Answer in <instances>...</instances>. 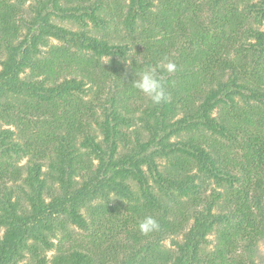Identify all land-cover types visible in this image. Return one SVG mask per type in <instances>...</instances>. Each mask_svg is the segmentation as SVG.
I'll return each mask as SVG.
<instances>
[{
    "label": "trees",
    "instance_id": "obj_1",
    "mask_svg": "<svg viewBox=\"0 0 264 264\" xmlns=\"http://www.w3.org/2000/svg\"><path fill=\"white\" fill-rule=\"evenodd\" d=\"M28 1L0 0V119L28 137L21 144L0 130V264H260L264 0H37L26 10ZM117 24L128 38L108 33ZM138 44L143 64L131 56ZM165 56L177 66L160 73L167 102L132 109L141 93L132 87L135 74ZM136 120L147 138L136 130L122 154L123 128ZM211 180L228 183L232 194L204 198ZM124 200L126 214L117 203ZM146 216L160 224L149 235L138 229ZM179 216L193 220L190 229ZM215 231L221 241L208 251ZM180 235L172 247L163 244Z\"/></svg>",
    "mask_w": 264,
    "mask_h": 264
},
{
    "label": "rangeland",
    "instance_id": "obj_2",
    "mask_svg": "<svg viewBox=\"0 0 264 264\" xmlns=\"http://www.w3.org/2000/svg\"><path fill=\"white\" fill-rule=\"evenodd\" d=\"M37 2V0H29L27 2V4L25 5V8L26 10H28L29 7L33 6L35 3ZM55 23L58 24V25H61V26H64L65 28H68L70 30H73V31H79V30H82V27L77 24L75 21H63L62 19H55ZM89 28L92 30V31H95V26L93 25L92 22L89 21ZM141 26H139V29L141 30ZM264 29V27H263ZM108 33H110V35H119L121 37H125V38H128V32L127 30H125V28L123 26H120V25H113L112 28L108 31ZM109 35V34H107ZM136 43V42H135ZM63 43H60L56 40H51V45H58V46H61ZM143 50L144 47L142 44H138V48L135 49L132 53H131V56H133V58H136L137 61L141 64L144 63V59H143V56H139L137 55V52H139V50ZM45 51H47L48 49L45 48L44 49ZM104 62H107V60H104ZM128 70L131 72L132 71V61L130 60L127 64H126ZM95 77H98L100 78V75L99 73L98 74H95ZM91 94L88 96V98L86 97V100H93L94 99V91L92 90L90 92ZM147 98V99H146ZM149 98L147 96H145L144 94L140 93L138 94L135 98L131 99L130 100V106L132 107V109L136 110L139 108V110L142 108V105L145 106V104H147ZM140 114L141 112H137L136 114V118L140 117ZM100 115V114H99ZM101 116V115H100ZM179 117H177V119H179ZM5 129H9L11 131H13L15 133V139L16 141L20 142L21 144H25V142L28 140V137H24L23 134L21 133V129L15 127V126H11V125H8L6 124L3 120L0 119V130H5ZM94 129L97 131L96 135H97V138L98 140H102L104 137L103 135L100 133L99 129L96 127V125L94 124ZM141 129L143 131H145L143 129V127L141 126V123L136 120L135 123L133 124V126L130 128V129H127V128H123V131L125 133H127L128 135V141L125 144H120L119 146V149L120 151L123 153H126V149L124 148L125 146L127 145H131V146H134L135 143H136V137H135V131H141ZM145 134V137L147 138V131L144 132ZM183 137L185 138V135H183ZM183 137L181 138H177V137H173L171 139L172 142H177V141H180L182 139H184ZM77 147L80 149L81 152H83V154H90L89 158H87V161H93L95 162L96 164L98 163V160L95 159V156L93 154H91V150L90 149H87L85 147H83L81 145V143H79L77 145ZM243 153L241 152L239 155H242ZM27 161H28V158H24L20 161L19 165L20 166H23V165H26L27 164ZM166 162H163V164H165ZM147 176H148V180H149V184L150 186L153 188L154 192L161 196V188H159L153 181V177L151 175V173L148 171L147 168H144ZM243 177V176H242ZM255 182V180H254ZM128 185L131 187V189L136 193V194H141V186L139 185V183L137 181H134V180H130L127 182ZM223 185H224V188H221L219 187L216 182H214L213 180H211L210 182H207L204 186L205 190L203 191V196L204 198H208V199H211V196L213 194V192H220V193H224L225 195H231L232 193L230 192V186L228 183H225L223 182ZM236 188H238L239 186H235ZM252 193H254V190H252ZM179 200L183 201V202H186L188 201L189 202V198L188 197H183V198H179ZM121 202V203H119ZM101 203V202H100ZM119 205H121L122 207V211L126 213H128V209L130 208V205L128 204V201L124 200V201H118L117 202ZM222 206L225 205L224 201L221 203ZM224 208L220 209L221 212H223ZM219 210L216 209L215 210V213H218ZM190 213H191V210H188L187 211V214H188V217H190ZM86 214V213H85ZM87 215V214H86ZM180 219L182 220V216H179ZM104 220V218H102ZM183 224L186 225V227L188 229H190V227L193 225V220H188V222H186L187 220H182ZM109 227L106 226L104 230L108 229ZM69 231L73 234V236L82 244V245H85V246H89L90 245V239L88 238L86 232L80 230L79 228H77L76 226H70L69 227ZM3 234V230L0 229V235ZM182 235L180 236H177V237H174V238H168L163 244L167 247V248H170L172 247V241L173 239H176L178 241H182ZM121 242H123L124 244H127V236L124 235L122 236L121 238ZM208 240H209V245L207 247V250L208 251H213L215 250L218 245H219V242L221 241L220 240V235L218 233V231H215L213 232L212 234H210L208 236ZM58 240H56L55 242L57 243ZM69 246V245H67ZM55 252H50L48 254V257L51 258L52 255H54ZM256 259L257 261L260 263V264H264V240L262 242H260L258 244V246L256 247ZM26 262V261H25ZM25 262L21 263V264H24ZM107 264H108V261H105ZM111 264V263H109Z\"/></svg>",
    "mask_w": 264,
    "mask_h": 264
},
{
    "label": "clouds",
    "instance_id": "obj_3",
    "mask_svg": "<svg viewBox=\"0 0 264 264\" xmlns=\"http://www.w3.org/2000/svg\"><path fill=\"white\" fill-rule=\"evenodd\" d=\"M176 64L168 56L155 67H146L135 74L132 80V87L147 96L154 105H160L167 102L165 83L160 73L174 74ZM138 229L143 235H149L160 229L159 222L152 216H146L138 224Z\"/></svg>",
    "mask_w": 264,
    "mask_h": 264
}]
</instances>
